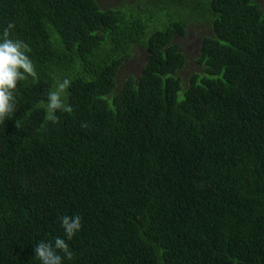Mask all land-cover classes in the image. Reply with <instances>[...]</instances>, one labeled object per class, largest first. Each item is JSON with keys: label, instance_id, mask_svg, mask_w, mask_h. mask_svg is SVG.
Instances as JSON below:
<instances>
[{"label": "trees", "instance_id": "16d2710c", "mask_svg": "<svg viewBox=\"0 0 264 264\" xmlns=\"http://www.w3.org/2000/svg\"><path fill=\"white\" fill-rule=\"evenodd\" d=\"M134 2L0 0L38 73L0 123V264H39L64 214L83 225L64 264H264V6L206 0L148 31L113 10ZM194 18L212 35L184 80ZM135 47L146 62L119 86ZM65 76L72 111L53 123Z\"/></svg>", "mask_w": 264, "mask_h": 264}, {"label": "clouds", "instance_id": "9594fccd", "mask_svg": "<svg viewBox=\"0 0 264 264\" xmlns=\"http://www.w3.org/2000/svg\"><path fill=\"white\" fill-rule=\"evenodd\" d=\"M15 24L9 22L0 31V123H3L15 113L17 105L18 85L30 77L36 79L38 73L36 65L29 55L28 45L14 38ZM71 78L58 77L55 87L49 90L46 100V118L56 123L59 112H71L72 106L67 102ZM87 128V123L81 124ZM62 235L52 239H42L34 246V258L39 264H64L71 261L74 252L69 241L81 231L82 217L79 214H64L59 217Z\"/></svg>", "mask_w": 264, "mask_h": 264}, {"label": "rangeland", "instance_id": "374dc122", "mask_svg": "<svg viewBox=\"0 0 264 264\" xmlns=\"http://www.w3.org/2000/svg\"><path fill=\"white\" fill-rule=\"evenodd\" d=\"M124 1L127 0H98L102 8H108L109 6L117 7ZM205 1L206 0H135L134 4L131 6L127 3L128 6L126 5L122 8V5L120 8L113 10L123 11V15L128 19L134 16L144 22L143 28L151 31L150 29L153 27L161 28L163 23H167L168 18L181 21V19H179L180 15L184 16L183 14H187L189 11L193 12L196 7H204L203 3ZM261 3L264 6V0H261ZM172 15L173 17H171ZM202 19L206 20V18ZM202 19L194 18L190 21L185 29V35L176 40L180 46L181 52L186 56V67L180 72L184 80L189 78V75L193 73L202 74L201 69L195 65L194 59L198 54V48L202 38L212 35L208 23ZM132 52L131 59L124 63L120 69L118 75L119 86L131 77L137 78L146 62V52L142 47H135Z\"/></svg>", "mask_w": 264, "mask_h": 264}]
</instances>
